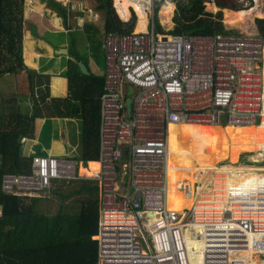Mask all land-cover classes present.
<instances>
[{
    "label": "built area",
    "instance_id": "obj_1",
    "mask_svg": "<svg viewBox=\"0 0 264 264\" xmlns=\"http://www.w3.org/2000/svg\"><path fill=\"white\" fill-rule=\"evenodd\" d=\"M263 45L257 34L162 35L152 21L144 32L105 36L98 171L87 177L98 187L97 264H264V187L255 214L247 200L230 195L242 185L206 182L199 171L192 193L185 183L177 187L193 196L190 210L171 212L165 203L169 125L260 123ZM79 167L68 157H32L30 173L3 175L1 191L45 199L53 181L84 179Z\"/></svg>",
    "mask_w": 264,
    "mask_h": 264
},
{
    "label": "trees",
    "instance_id": "obj_2",
    "mask_svg": "<svg viewBox=\"0 0 264 264\" xmlns=\"http://www.w3.org/2000/svg\"><path fill=\"white\" fill-rule=\"evenodd\" d=\"M162 1L164 0L154 3L152 16L155 32L159 34L171 36L187 34L202 37L239 35L234 30L225 29L221 11L230 9L239 12L242 9L228 6L224 2L213 1L218 11L208 13L204 10V5L211 3L210 0L171 1L175 5L172 17L174 26L171 31L164 33L156 19V13ZM95 2L94 10L104 15V36L133 32L135 25L133 12L127 22H122L112 7V0H95ZM46 6L66 19L68 10L59 3L46 0ZM24 22L23 0H0V78L5 75L18 77L24 74L28 82V87L26 83L24 87L28 88L32 103L27 108L29 98L18 97L16 93L5 96L0 94V264H97V242L94 240L97 234L98 213L96 184L88 180L53 181L49 192L51 199L49 197L45 199L16 197L1 191L3 175L30 173L31 158L23 156L20 139H31L33 120L41 116L43 107L47 110L46 117L60 115L82 120L83 148L80 159L84 163H93L98 159L99 98L103 92V79L97 96H90L94 91L85 89L82 83L86 76L81 75L77 67L69 62L72 72L76 71V73L73 72L76 77H73L74 74L69 68L66 73L69 77L71 98L79 99V103L73 104L71 98H56L48 102L47 76L28 69L23 61L22 26ZM254 25L257 36L264 41V18L254 19ZM89 28L87 25L85 30ZM73 36L68 49L72 55L76 54ZM87 38H90L89 33ZM261 74L264 85V45ZM82 90L85 93H80ZM222 129L224 131L227 127ZM260 131L261 139H264V123ZM227 135L230 136L231 131L228 130ZM209 139L210 130L206 127L176 126L169 130L170 152L174 155H188L175 156L169 161L167 178L170 181L172 201L182 202L188 209L192 205V201L185 203V196L180 192L181 190L177 189L183 183L191 185L190 172H207L210 175L209 178L215 177V181L220 182L217 185L221 186L223 182L232 184L240 179L228 181L230 177L225 176L224 173L240 171L244 175L236 183L237 186L242 185L238 189L240 191H232L230 195L240 196L243 202L247 200L245 205L253 206L251 209L254 210L258 199L263 196L259 193L261 192L259 188L264 187V165L258 167L222 165L216 170L214 168L216 164L223 162L235 165L238 156L242 153H251L248 160L252 165L257 166L261 162V154L264 153V144L254 148L251 140L238 136L231 138L216 158L193 156L205 154L203 151ZM209 178L206 182L211 179ZM242 189L245 192L241 191ZM56 198L58 201L55 205L53 200ZM44 204L45 208H43ZM231 206L234 207V203ZM174 210L181 211V208ZM250 255L251 252L245 258L248 260ZM191 260L194 262L192 258Z\"/></svg>",
    "mask_w": 264,
    "mask_h": 264
},
{
    "label": "crops",
    "instance_id": "obj_3",
    "mask_svg": "<svg viewBox=\"0 0 264 264\" xmlns=\"http://www.w3.org/2000/svg\"><path fill=\"white\" fill-rule=\"evenodd\" d=\"M85 1H83L82 3L80 2L79 7H81L82 9L79 10L78 8V12L75 15L77 17H74L73 16L74 14L72 15V12H69L68 10L67 23L65 24L64 28L61 27V24H62L61 22H63L64 20L63 17L59 13H56L55 11H52L51 9L47 8L46 4L43 5L42 7L37 6L38 9L39 8L40 9L39 10L37 9L36 12L38 13L40 11L39 12L40 16L35 15L32 18L27 19L28 20L26 21L27 24L23 23V25H27V31H26L27 35L25 34V37L24 38L22 37L23 48L24 46L25 48H27V42H29L31 39L33 40L34 38L36 39L35 41H32L33 43L32 47H30V49L28 48L26 49L28 52V56L31 58L32 66H29V63L25 62L24 55H23V61L28 69L36 72L37 74H43L47 76L48 89H49L48 90L49 96L47 98L48 102L51 99H56V98H59V99H66V98L70 99L71 98V92H70L69 84H68L69 77L66 75L68 68L71 70L70 72H72V68L68 65L69 62L74 64L77 67L78 72L81 75L86 76V79L82 80V83L84 84L85 89L89 88L94 91L92 92V94H90V96L96 97L98 94V89L101 87L102 79H103L104 72H105V66L99 62H95L91 57L84 59L82 56H80L77 53L74 55L70 54L68 50L69 41L68 40L61 41L60 39L57 38V35H62L66 37V35L68 36L71 34L75 35L77 33L85 41V42H82V44L85 46V49H88L91 43H93L94 45H98V46L103 45L104 37H105L104 32H103L104 15L103 13L96 12L94 10L96 6L95 0H94L95 6L91 8H88L86 6L89 3L88 1L87 2ZM112 7L115 11L116 9L114 7L113 0H112ZM115 13L122 22H124V20L125 22H127L130 18L129 13L127 17H123V18L119 17V15L117 14V10L115 11ZM75 18H77V20ZM98 20L100 21L98 22ZM136 22L137 20H135V25H136ZM147 24L148 23H146L145 30L147 29ZM87 25L90 28L86 31L85 27ZM31 27L35 30L31 31L32 29ZM134 29L135 28L133 27V32H135ZM144 31H141V32H144ZM88 33L90 35L89 39L87 38ZM49 35L53 36L54 39L48 38ZM60 49L66 50V54H62V52H58ZM55 50L57 51L55 54L56 56L54 57L52 52ZM23 52H24V49H23ZM78 64L83 65V67L85 68L86 74H83L80 72ZM73 72L76 73V71H73ZM73 72L72 74H74ZM73 77H76L75 74L73 75ZM0 80L2 81L5 80V82H8L9 84H11L12 92L16 93L18 97L23 96V97L29 98L30 101L27 100L28 105H29V106L27 105V108L30 107V105L32 104L31 99H30L31 97L29 96L30 92L28 88L25 89L24 87L25 86L24 83H26L28 87V82L25 76L17 77V76L5 75ZM82 92L84 91L82 90L80 93ZM0 93H2L1 90H0ZM76 97H79V96L76 95ZM72 101L74 102L73 104L79 103V99H73ZM46 111L47 110L44 109L43 107L41 116L34 118L33 133H32L31 139L21 138V139H25V142L23 143L24 146L27 145L25 148L27 152V156L25 157L27 158L39 157V156L40 157H45V156L57 157V155H61L62 157L69 158V156L72 153L78 150L79 152L76 153V155L81 157L82 148H83V121L80 119L71 118L68 116L61 117L60 115L57 117H46ZM37 120H39L38 123H37ZM263 123H264V120H263ZM263 123L260 124L261 127L259 128V130L262 128ZM206 128H209V127H206ZM209 130H210V137H211L212 130L214 129L210 127ZM228 130L231 131L232 129H229V128L225 129L224 133L226 135H227ZM247 132L248 130L242 131L239 129H233V131H231V135L230 136L227 135V138L223 144V147L218 152V154H220L223 151V149L225 148V146L227 145L228 141L231 138L238 137V136H242L243 138H245V136H243L242 134L247 135ZM55 140H56V145L54 143ZM256 141L258 142L257 143L258 146L253 144L254 148L260 147L264 144V139H262V142L260 139ZM209 142H210V139H209ZM68 148H70L69 151H68ZM218 154L216 156H218ZM175 156L177 157L179 155H174V157ZM183 156H188V155L183 154ZM193 156H204V155L198 154V155H193ZM58 158H61V157H58ZM88 163L89 162H85V167H81V166L80 167L87 170ZM80 176L84 177V179H81V180H88L87 176L85 175H80ZM243 177L237 180V182L240 181ZM76 181H79V180H76ZM88 181H91V180H88ZM93 183L96 184L95 182ZM97 193H98V187H97ZM97 211H98V202H97ZM97 223H98V213H97Z\"/></svg>",
    "mask_w": 264,
    "mask_h": 264
},
{
    "label": "rangeland",
    "instance_id": "obj_4",
    "mask_svg": "<svg viewBox=\"0 0 264 264\" xmlns=\"http://www.w3.org/2000/svg\"><path fill=\"white\" fill-rule=\"evenodd\" d=\"M53 1L58 2L66 10H69V12H72V15L74 14L73 15L74 17H77L75 15L78 12V8H79V10L82 9L81 7H79L80 2L82 3L85 0H53ZM87 1L89 3L88 5H86L88 8H91V7H94L95 6L94 0H86L85 2H87ZM137 1H138V4L139 5L141 4L140 7L142 6L141 7V10H142L143 14L145 15L146 23L150 24L151 21H152V16H153L154 3H158V2H160V0H137ZM146 1H147V3H146ZM171 1H173V0H166V1L164 0V1H162V5L165 2H171ZM182 1H185L186 2L187 0H182ZM210 1H211V3H209V4L212 5V6H215L212 3L213 1H219V2H224L228 6H235L237 8L242 9V10H245V9H248V8L250 9V7L252 8L254 6H258V11H261L264 14V0L263 1L262 0H210ZM45 4H46V0H23V17H24V20H25L24 24L25 23L27 24V22H26V21H28L27 19H30V18H32L35 15L36 16L39 15V12L40 11L38 13L36 12L37 9H38L37 6H41L42 7ZM172 5H173V10H172L171 15H169L170 17L168 16L167 20L165 18H163V16H160V14H158L159 11H160L161 6H160V8L158 9V11L156 13V19H157L158 25L160 26L161 30L164 33L168 32V31H171L173 29V26H174L173 23H172V17L174 15L175 5H174V3H172ZM145 8H147V9H145ZM128 10H130L129 11V16L130 17H131V12H133L134 15H135V12L133 11V9L129 8ZM204 10L206 12H208V13H216L218 11L217 8L215 10H213L212 7L206 6V4L204 5ZM223 10L232 11L230 9H223ZM135 17H136V15H135ZM75 19L77 20V18H75ZM222 19H223L222 20V22H223L222 24L225 25L223 12H222ZM254 19H259V18H255L253 15H250L249 17H247L245 19L246 22H245L244 25H239V26H235V27L234 26H231L232 29L228 25H225L224 27L227 30H234L238 34H240V32H241V34H245V35L247 33H249L250 35L257 34L256 28H255V25H254ZM135 20H137V17H136ZM159 20H161V21H159ZM99 21L100 20H98V22ZM250 21H251V23H250ZM163 22H166V23H163ZM61 23H62L61 24V27L64 28L65 27V24L67 23V17ZM34 30L35 29H33V28L31 29V31H34ZM26 31H27V25H23L22 26V35H23L22 37L23 38L25 37V34L27 35V32ZM71 36H73V35L71 34ZM71 36L70 35L69 36L66 35V37H65V36H62V35H57V38L60 39L61 41L68 40L69 43H70ZM67 37H69V38H67ZM73 37L75 38V45H74V47L76 48V53L77 54H79L80 56H82L84 59H86L88 57H91L95 62H99V63H101V64H103L105 66V56H104V48H103V45H99L98 46V45H94L93 43H91L89 45V48L88 49H85V46L82 44V42H85V41L77 33ZM48 38L54 39V37L53 36H50V35L48 36ZM35 40L36 39L34 38V40L31 39L29 42H27V48L28 49H30V47H32V44H33L32 41H35ZM27 48H25V46H24V48H23L24 49L23 55H24V58H25V62L26 63H29V66H32L31 58L28 56V52L26 50ZM56 51L57 50H55V51L52 52V54L54 55V57L56 56L55 55L56 54ZM261 66L262 65H260V68H261ZM21 76H24V74L21 75ZM0 90L2 91V93H0V94L1 95H4V96L5 95H10V94L13 95L14 94V92H12V89H11V84H9L8 82H5V80H3V81L0 80ZM263 115H264V110H263ZM38 122H39V120H37V123ZM213 129L214 130H212L211 137H210V142L205 147V149L203 151V152H205V154L202 153V155L216 158L217 157L216 155L218 154V152L223 147V144H224V142H225V140L227 138V135L225 133H223L224 131L220 127H213ZM231 131H233V130H231ZM242 135L245 136V139H247L249 141L251 140L252 143L254 145H256V146H258V144H257L258 142L256 140L260 139L261 142H262V139H261L262 133L259 130V128L258 129H254V130H249L247 132V135L246 134H242ZM54 143L56 145V140H55ZM21 145H22L21 152H22L23 156H27V152H26V149H25L27 145L24 146L23 143ZM69 150H70V148H68V151ZM78 152H79V150L78 151H75L74 153H72L69 156V158L74 159L75 162L81 161L80 162V166L81 167H85V163L80 158H78L80 156L76 155V153H78ZM179 156H183V154L182 155H179ZM250 156H251V153H243V154H241V155L238 156L240 163H243L242 166H251L252 165L251 163L248 164V165H245V163H249L247 161H248V159H250ZM57 157H62V156L61 155H57ZM93 163H95V162H93ZM221 164L222 165H225L226 163L223 162ZM200 165H201V162H200ZM260 165H264V163L260 162L257 166L254 165V167H258ZM231 166H233V165H231ZM83 170H85V169H83ZM190 176L192 178V186H194V184L197 183V182H202V178L201 177L199 178L198 173H194V172L192 173V172H190ZM209 176H210L209 173L206 172V176H205L206 178L205 179L207 180L209 178ZM64 190H66V189H64ZM49 198L51 199V197H49ZM56 201H58L57 198L53 200V202H54L55 205L57 203ZM183 205H184V203H182V202L174 203L173 201H171L170 198H169V191H167V206H166L167 209H175V208L176 209H178V208L180 209V208H182ZM45 207H46V205L44 204L43 208H45Z\"/></svg>",
    "mask_w": 264,
    "mask_h": 264
},
{
    "label": "bare ground",
    "instance_id": "obj_5",
    "mask_svg": "<svg viewBox=\"0 0 264 264\" xmlns=\"http://www.w3.org/2000/svg\"><path fill=\"white\" fill-rule=\"evenodd\" d=\"M166 1V0H165ZM263 1V0H262ZM140 2V1H139ZM113 3H114V7L115 9L117 10V14L119 15V17L123 18V17H127L128 13L130 10H128L129 8L133 9V11L135 12V15L137 17V22H136V25L134 26V31L136 33L138 32H141V31H144L145 28H146V18H145V15L143 14L142 10H141V7L140 5L138 4V1L136 0H113ZM147 3V1H146ZM145 3V4H146ZM144 4V3H143ZM258 4V3H257ZM206 6H209V7H212L213 10L216 9V7H213L212 5L210 4H206ZM147 9V8H145ZM172 10H173V5L171 2H165L161 8H160V11L158 14H160V16H163V18H165L167 20L168 16L171 15L172 13ZM223 14H224V21H225V25H228L230 26H239V25H244L245 24V19L247 17H249L250 15H253L255 18H264V14L261 12V11H258V6H254V7H250V9H245V10H242V11H239V12H235V11H229V10H222ZM170 17V16H169ZM162 18V17H161ZM125 19V18H124ZM159 19V18H158ZM223 20V19H222ZM161 21V20H159ZM164 21V20H163ZM125 22V20H124ZM171 22V21H170ZM161 23V22H160ZM163 23H166V22H163ZM162 23V24H163ZM223 23V22H222ZM251 23V21H250ZM249 23V24H250ZM224 25V26H225ZM167 26V25H166ZM248 27V26H247ZM169 28V27H168ZM232 29V28H231ZM239 29V28H238ZM242 29V28H241ZM244 29V28H243ZM241 34V32H240ZM249 34V33H247ZM262 55H263V52H262ZM262 75V74H261ZM262 84H263V78H262ZM263 110H264V93H263ZM263 110H262V117H261V120H260V123L257 125V126H250V127H244V128H239V127H231V126H227V128L229 129H239V130H242V131H245V130H252V129H257V128H260V124L263 123V120H264V115H263ZM176 126H181V127H211L213 128L214 126H200V125H193V124H179V125H169L168 129H167V148H168V134H169V130L173 127H176ZM168 153H169V156L167 158V169H168V164H169V161L172 157H174V154H172L168 148ZM261 162L264 163V153L261 154ZM243 163H240L239 165H242ZM219 166H221V163H218L214 170H216V168H218ZM223 166H229V167H232L231 165H229L228 163H226L225 165ZM233 167H235V165H233ZM250 167H254V165H251ZM98 171V165H97V162L95 163H88V168L87 170H83V168L79 167L78 169V174L79 175H85L87 177H91L93 174H95L96 172ZM212 173H214V171H212ZM212 175V174H211ZM166 178H167V174H166ZM209 181V180H208ZM191 187V193L192 191L194 190L193 186H192V183L190 185ZM167 191H169V198L170 200L172 201L171 199V193H170V181L169 179L167 178V186H166V199H165V203H166V206H167ZM186 199H184L185 203H187L188 201H192L193 204H194V198L193 196H190L189 198L185 197ZM193 204L190 206L192 208ZM190 208V209H191ZM167 209V207H166ZM188 208H185V204L182 206L181 208V212L183 210H190ZM259 209V206H258V203L255 204V208H254V213L257 214V210ZM168 211H171V212H176V213H181L180 211H175L174 209H167Z\"/></svg>",
    "mask_w": 264,
    "mask_h": 264
},
{
    "label": "water",
    "instance_id": "obj_6",
    "mask_svg": "<svg viewBox=\"0 0 264 264\" xmlns=\"http://www.w3.org/2000/svg\"><path fill=\"white\" fill-rule=\"evenodd\" d=\"M58 52H62V54H66V50L64 49H60ZM78 67L80 69V72L83 74H86L85 68L83 67V65L78 64ZM126 95H125V99H124V106H125V113L127 116H129L130 113V104H131V100H130V96L133 93V89L131 86H127L126 89Z\"/></svg>",
    "mask_w": 264,
    "mask_h": 264
},
{
    "label": "clouds",
    "instance_id": "obj_7",
    "mask_svg": "<svg viewBox=\"0 0 264 264\" xmlns=\"http://www.w3.org/2000/svg\"><path fill=\"white\" fill-rule=\"evenodd\" d=\"M79 162V161H78ZM97 162V161H96Z\"/></svg>",
    "mask_w": 264,
    "mask_h": 264
}]
</instances>
